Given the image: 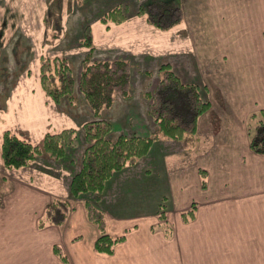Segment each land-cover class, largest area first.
<instances>
[{
	"label": "crops",
	"instance_id": "crops-1",
	"mask_svg": "<svg viewBox=\"0 0 264 264\" xmlns=\"http://www.w3.org/2000/svg\"><path fill=\"white\" fill-rule=\"evenodd\" d=\"M237 16H250L243 23L259 31L250 35L245 33L251 29H244L233 56L218 59L222 71L212 69L198 79L206 82L210 106L198 117L195 149L178 156L192 164L171 168L173 162L161 173L160 162L150 160L151 150L161 148L155 141L134 165L116 171L101 193L88 192L71 200L74 208L62 225L43 226L38 219L50 201L71 197L76 159L67 150L62 159L50 157L47 165L55 166L54 176L52 169L48 173L32 167L1 169L0 264H264V154L250 150L247 126L257 107L264 110V34L257 35L264 30V0L255 8L239 10ZM254 91L258 101L252 98ZM33 101L28 98L18 123L24 121L26 134L42 137L49 131L48 114ZM32 107L40 115L36 121ZM200 170H205L204 176ZM167 182L169 234L156 215L158 208L135 213L125 201L134 199L131 193L147 200L156 186ZM90 195L98 196L90 203L105 212L107 232L124 235L110 254L94 249L98 230L85 207ZM188 210L192 214L185 218ZM133 220L136 224L130 228ZM54 245L60 246L64 257L54 251Z\"/></svg>",
	"mask_w": 264,
	"mask_h": 264
},
{
	"label": "rangeland",
	"instance_id": "rangeland-1",
	"mask_svg": "<svg viewBox=\"0 0 264 264\" xmlns=\"http://www.w3.org/2000/svg\"><path fill=\"white\" fill-rule=\"evenodd\" d=\"M145 1L147 0H0V129H15L20 137L38 144L42 137L28 132L26 134L24 121L18 123L20 115L24 116L26 101L29 97L34 98L33 104L48 114L49 131H59L68 128V123L72 124L70 128L74 129L75 135L65 153L67 150L72 156L70 158L76 159L72 167L76 171L80 168L81 156L86 146L84 122L92 119L93 114L77 90H74L71 101L63 99L59 104L41 90L39 67L44 58L65 57L76 80L86 54L89 61L120 57L128 59L133 64L132 95L123 99L116 94L114 103L102 115L113 123V137L133 131L148 135L152 131L157 132V126L146 114L147 103L140 92L156 79L157 68L161 64H171L183 81L196 80L194 82L199 91L208 98L206 82L200 83L198 79H202V75L208 76L212 69L222 71L218 59L233 56L238 46V34L244 33V29H251L245 33L250 35L254 34L252 30L259 31L254 26L243 23L252 19L250 16L242 19L237 14L239 10L263 4V0H176L183 10L182 19L173 27L163 30L151 25L146 20V14H134L138 4ZM116 5L128 7V13L123 12L128 18L118 23L102 22L99 16ZM236 21L239 23L235 24ZM86 24L90 26L92 48L84 46L79 40ZM263 34L264 30H261L257 35ZM148 71L152 74L147 75ZM27 76L31 78L27 80ZM213 76H216L215 73ZM27 91L33 92L31 96L26 95ZM252 98L258 101L255 91ZM30 105L29 102L28 107ZM30 110L36 121L39 114L34 112L33 107ZM168 138L159 133L157 143L161 148L155 147L150 153L151 161L160 162L161 173L167 171L173 162L175 164L171 168L179 167L178 163H183L185 168L192 164L191 160L183 161L178 157L192 149L185 148L178 140L172 143ZM51 158L43 152L24 167L45 169V173H48L47 170L55 168L47 165ZM4 168V165H0V170L5 171ZM51 171L54 176L56 172L53 169ZM138 195L131 193L134 199L125 200L129 208L135 213H140L145 207L158 208L156 215L161 219L160 223L166 233L164 223L169 224L166 208L170 207L168 182L156 186L147 200H141ZM87 197L89 202L98 201L97 195ZM161 209L166 214L159 213L163 212ZM136 221L133 220L130 228L134 227Z\"/></svg>",
	"mask_w": 264,
	"mask_h": 264
},
{
	"label": "trees",
	"instance_id": "trees-1",
	"mask_svg": "<svg viewBox=\"0 0 264 264\" xmlns=\"http://www.w3.org/2000/svg\"><path fill=\"white\" fill-rule=\"evenodd\" d=\"M123 12L128 13V7L116 5L102 13L99 19L104 23H118L128 18ZM134 14H146V20L151 25L166 30L180 22L183 10L176 0H147L138 4ZM82 32L84 35L81 34L80 42L91 47L90 26L86 24ZM132 67L133 64L125 58L89 61L86 54L76 80L65 57L53 56L40 62L41 87L56 104L63 99L71 101L74 90H77L93 114L92 119L84 122L86 146L81 156L80 168L71 176L69 188L73 199L88 192L101 193L116 171L134 165L150 151L159 133L180 141L185 148L194 150L196 147L197 120L210 106V100L202 95L197 83L183 81L169 63L161 64L155 73L156 79L140 92L147 103L146 114L157 126V132L141 135L133 131L112 136L113 123L102 114L112 106L116 94L123 99L131 97ZM148 72L147 75L152 74ZM247 126L250 131V150L264 154V110L252 112ZM74 135L73 128L46 131L37 144L9 129H3L0 144L2 164L6 169L21 168L43 152L56 160L62 159ZM200 173L204 176L205 170H200ZM202 185H205L204 178ZM72 198H53L38 219V225H62L74 208ZM85 207L88 219L98 230V236L94 240L95 250L112 253L114 246L123 240L124 235H111L107 232L106 214L102 209L90 202H86ZM161 210L163 212L159 213L166 214ZM188 211L184 212L185 218L187 213L191 215V211ZM164 225L168 234L171 226L167 223ZM53 248L64 257L60 246L54 245Z\"/></svg>",
	"mask_w": 264,
	"mask_h": 264
}]
</instances>
